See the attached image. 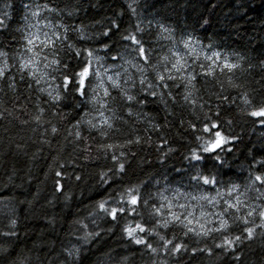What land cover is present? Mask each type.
<instances>
[{
	"label": "trees",
	"instance_id": "trees-1",
	"mask_svg": "<svg viewBox=\"0 0 264 264\" xmlns=\"http://www.w3.org/2000/svg\"><path fill=\"white\" fill-rule=\"evenodd\" d=\"M38 4L52 9H41V24L67 27V39L56 43L67 72L79 71L86 59L96 71L97 66L119 69L121 86L139 102L129 105L119 88L101 85L94 74L86 96L60 88L61 99L53 101L48 92L55 95L62 84L60 71L49 69L48 82L40 84L22 73L23 36ZM4 12L9 15L0 26V52L6 53L0 64H8L0 78V264H264V227L258 214L264 210V196L257 199L255 191L247 193V203L259 206L247 225L254 228L253 236L242 237L234 247L217 245L223 235H240L242 221L230 219L228 233L185 236L183 226L163 227L150 215L152 204L163 203L160 194L165 196L173 187L214 194L236 184L244 192L256 171L254 158L264 160V127L242 111L245 96L264 99V0H0V18ZM58 30L64 33V28ZM129 35L142 39L149 50V78L154 76L151 64L161 65L163 71L164 58L172 61L186 38L238 67L221 71V62L190 55V70L202 73L211 66L213 73L197 75L194 88L185 87L183 79L170 81L168 89H156L157 95L147 96L145 102L137 68L143 61L135 45L123 38ZM89 50L92 57L87 56ZM129 77L137 81L135 88ZM105 88L109 97H104ZM101 98L107 109L100 108ZM100 111L113 124L111 130L105 128L107 136L101 135ZM88 121L98 127L91 128ZM211 123L219 124L230 142L210 156L201 145L210 138L204 125ZM108 143L124 147L106 149ZM193 150L204 160H193ZM113 153L124 163V172L111 159ZM57 171L63 173L62 191L55 187ZM199 173L215 176L219 183L209 186L191 179ZM130 186L139 187L149 207L127 220L155 228L152 235L139 234L155 251L135 244L123 232L125 219L113 221L98 208L103 200L111 206ZM217 203L221 211L223 199ZM10 231L15 235H3ZM160 236L185 247L176 252L171 244L165 247ZM67 249L79 251L69 257Z\"/></svg>",
	"mask_w": 264,
	"mask_h": 264
},
{
	"label": "snow or ice",
	"instance_id": "snow-or-ice-1",
	"mask_svg": "<svg viewBox=\"0 0 264 264\" xmlns=\"http://www.w3.org/2000/svg\"><path fill=\"white\" fill-rule=\"evenodd\" d=\"M5 8L10 7L9 4L5 3ZM41 9H47L52 11V9H48L47 4L44 5H36V10L31 13L33 17H36L37 20L33 24L26 25L28 29H34L27 31L23 36L25 41L24 49L25 52L21 54L19 57V70L32 78L36 84H40L41 81L47 83L46 77H50L51 73L48 71L51 69L52 71H60L62 76V84L57 85L54 90L56 94H53V91H49L48 95L52 98L53 101H58L61 99L58 89L63 88L65 91H72L73 89L79 93L81 96H86V85L90 82L89 77L93 74L99 76V72L92 68L91 59H86L80 66V70L77 72H67L68 65L63 64L59 58L58 50L56 48L57 41L63 42L67 39V27L64 25H54L50 21L45 23L42 27L40 25L41 18ZM3 18H0V26L4 25L5 20L8 18V13L4 12ZM27 19V17L25 18ZM46 19V18H44ZM47 28L49 31H44L43 29ZM64 28V33H61L58 29ZM107 35V33H105ZM126 40H129L131 44L135 45L134 51L137 53L138 57L143 61V66H137L138 71L141 76L138 81L141 93H144L145 96L143 100L146 102L147 96L155 97L157 95L156 89H168L170 87L169 82H175L177 79L185 80V87L191 85L193 88L195 85L193 81L197 79V75H211L214 69L209 66L206 71L202 73H195L194 70H190L191 66L187 63V60L179 51L173 53L174 59L172 61H168V58L165 57L166 61L163 64V71H161V65L159 64H151V68L154 72V76L149 78L146 73L148 71L147 66L150 64L151 58L149 56V50L145 48L144 42L142 39L138 38L136 35H129L123 37ZM184 47L186 49L190 48V44L188 41L184 42ZM48 50V51H45ZM194 51V49H192ZM6 53L0 52V56H5ZM49 56L52 58L49 59ZM76 56H80V52H76ZM87 56L92 57V51H87ZM213 56L216 58L213 60V63H216L220 59L219 53H213ZM208 60H212L213 57H205ZM170 64V66H169ZM220 66L221 71L227 69L229 71L238 67L237 64L231 63L228 59H224ZM203 69L204 65H200ZM8 72V64L5 60L3 64H0V78L5 77ZM183 74V75H182ZM119 76V74H117ZM21 79H24V76H21ZM53 79H55L53 77ZM108 80L111 82L112 87L119 88L122 92V95L125 101L130 105L134 102H139L137 100V96L130 94L129 91L125 90L118 79H114L112 76H108ZM131 80L130 87L135 88L137 86V81L129 77ZM125 84H128V81H125ZM44 89H42L43 91ZM95 91V90H93ZM164 93L161 92V96ZM168 95H171L169 92ZM110 92L107 88L104 89V97H109ZM191 93L184 96V99L188 101L190 99ZM227 99V98H225ZM101 109H107L108 103L106 100L101 98L98 100ZM191 103L195 104L196 100H191ZM244 104L247 106L242 109L248 117L253 119L254 123H259L262 127H264V99L259 101H254L253 99L245 96ZM41 112L43 109L40 110ZM131 109L129 108V112ZM99 115L101 117L99 121V127L101 131V135L107 136L108 132L105 131V128L111 130L113 128V124L110 122V119L104 115V111H100ZM37 121L40 120V116L38 115L35 118ZM91 128H97L98 124L93 123L92 121H88ZM194 127V126H193ZM220 125L216 123L205 124L203 131L205 133H209V139L205 140L201 145V150L203 153L209 154L210 156L216 154L218 150H222L223 147L228 144L229 138L222 135L219 130ZM52 133H56L57 129L52 127ZM75 135L80 137V133L76 132ZM200 139V138H198ZM133 141L129 140L127 143H132ZM106 149H115L122 148L124 145H116L108 143L104 145ZM230 151V149H229ZM124 153L120 152V156H123ZM111 159L113 161H117L118 169L120 172L125 171V165L122 162H119V157L113 153ZM192 159L200 162L204 160V156L199 154L196 150L192 152ZM215 159L219 160V156L215 155ZM256 167V171L254 174H250L249 184L245 188L244 192L239 191V185L233 184L230 188L227 189L226 196L228 198H224L222 194L217 191L216 197H220L223 199L224 206L219 212H205L203 210L200 211L199 217L196 216L195 210H189L190 206L187 204H178L174 205L173 200L177 197H173L170 200L167 196L160 194V199L165 201V203H161L158 206L156 204L151 205V213L150 215L156 219V224L162 225L163 227H168L170 224H179L186 229L184 235L187 236L189 233H194L197 236H208L212 232H220V233H228L232 224H230V219L232 223L236 221H242L245 227L242 229L240 235L232 236L230 234L222 236V243L218 244L217 247H234L238 243H242V237L246 239H251L254 233L253 227H248L247 225L250 223L249 218L254 215L257 211V207H253L251 204L247 203V193L249 191H255L260 195L257 196L259 199L261 196H264V171L260 169H264V160H253V165ZM106 175V174H104ZM57 179L55 180V187L57 191H62L63 185L61 184L60 178L63 176V173L57 171L55 173ZM79 179V177H77ZM192 180L197 181V183L201 182L203 185L215 186L219 183L215 176L211 175H203V173H199L198 175H194L191 177ZM235 196L233 198V194ZM179 195V193H177ZM190 196L191 200H206L209 204H212L213 207L216 206L215 201L216 197H210L208 195H200V196H191L190 194L185 196V199H188ZM244 197V199H242ZM149 207V199L144 198L143 194L139 190V187H127L118 193L116 197L113 198V204L110 206L108 200L100 201L98 204V208L104 212L107 216H109L113 221H119L120 219H125V224L123 227V232L137 245H145V247L155 249L152 247V244L149 243L143 236L139 235L143 233L145 235H152L155 231L154 227L147 226L144 222L128 221V217H135L137 215H141L140 209ZM174 207H179L183 209L181 212H176L173 210ZM240 213V215H236ZM259 216L261 218V227H264V210L259 211ZM212 216L216 219L214 221L209 220L208 217ZM167 217V218H166ZM170 218V219H169ZM195 222L196 226H193ZM212 223L215 226L212 228L206 227L207 224ZM13 226L15 225V221H12ZM246 233V236L244 234ZM5 236L15 235L14 231L3 233ZM90 235V234H89ZM160 239L164 242L165 247L169 244L173 246V250L179 252L182 248L185 247L182 243H173V240L166 239L164 236H160ZM67 255L69 257H73L74 251L78 252V249H67Z\"/></svg>",
	"mask_w": 264,
	"mask_h": 264
},
{
	"label": "rangeland",
	"instance_id": "rangeland-1",
	"mask_svg": "<svg viewBox=\"0 0 264 264\" xmlns=\"http://www.w3.org/2000/svg\"><path fill=\"white\" fill-rule=\"evenodd\" d=\"M33 21L30 22V20L28 19L27 20V24H33L36 22L37 18L36 17H32ZM41 21L40 20V25L41 27L44 25V24H41ZM27 29V28H26ZM29 30H34V29H27V31ZM44 31H47L48 29L47 28H44L43 29ZM185 41H188L189 44H190V48L189 49H186L184 47V42ZM194 49V51L192 50ZM179 52L181 53V55H183L185 57V59L188 61L187 57H189L190 55L191 56H194L196 58H200L201 56L203 58H205L206 56L207 57H213V60H215L216 58L213 56V53H216V52H213V51H210L206 48H204L202 45H200L197 41H194L193 39H183L182 42H181V46L179 47ZM133 57H130L128 59H131ZM0 59H1V56H0ZM206 59V58H205ZM225 58H222L221 55H220V59L216 62H221L224 60ZM132 63H135L132 62ZM97 71L99 72V76H98V81L101 85L103 86H107L108 83H111L109 80H108V76H112L114 79H118L120 77V71L119 69H110V68H106V67H100V66H97ZM117 74H119V76H117ZM222 196H224V198H228L225 194L227 192V190H218ZM167 194L165 196H167L170 200L173 199V197H177L175 200H173V203L174 205H178V204H187L190 206L189 210H195L196 212V216L199 217V214H200V211L203 210L205 212H219L218 209H217V202L221 199L220 197H216V192L214 194H204V193H201V192H188L186 190H183V189H179V188H174L173 189H166ZM177 193H179V195H177ZM190 194L191 196H200V195H208L210 197H216V201H215V204L216 206L213 207L212 204H209L208 201L206 200H191L190 199V196L188 199H185V196ZM235 196V194H233ZM233 196V198H234ZM163 203H165V201L162 200ZM174 211L176 212H181L183 211V209H180L179 207H174L173 208ZM209 220H212L214 221L216 218L215 217H212V216H209L208 217ZM212 224V223H211ZM213 227L215 226L214 224H212ZM193 226H196L195 225V222L193 224ZM210 227V226H209Z\"/></svg>",
	"mask_w": 264,
	"mask_h": 264
}]
</instances>
